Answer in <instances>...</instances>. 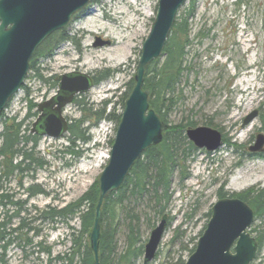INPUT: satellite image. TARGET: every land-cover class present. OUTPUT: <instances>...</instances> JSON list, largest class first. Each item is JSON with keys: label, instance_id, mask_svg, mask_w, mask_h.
Listing matches in <instances>:
<instances>
[{"label": "rangeland", "instance_id": "1", "mask_svg": "<svg viewBox=\"0 0 264 264\" xmlns=\"http://www.w3.org/2000/svg\"><path fill=\"white\" fill-rule=\"evenodd\" d=\"M157 3L158 0L93 1L67 24L65 32L73 40L62 42L52 57L39 61L41 75L45 79L68 72L100 76V72L107 71L106 78L81 96L88 105L102 99L116 100L135 75L140 48L154 21ZM189 4L190 0L185 2L178 14L188 10ZM193 5L188 36L191 45L186 57L189 71L181 84L183 99L168 113V120L177 123L182 118L193 117L200 126L204 120L211 119L214 128L222 130L232 143L244 144L247 149L257 134H264V0H194ZM199 28L203 38L195 35ZM96 38L109 44L94 46ZM24 86L29 88L35 102L47 99L57 89L49 82L42 83L31 72ZM24 95L25 89L15 94L5 115L17 114L21 118L26 113ZM253 109L258 110L257 117L242 126V119ZM116 110L121 111L119 103ZM63 114L70 121L79 117L80 110L72 101ZM29 119L30 123L35 121ZM116 126V122L107 119L92 125L88 131L91 141L75 147L81 152L78 158L62 151L68 144V134L60 138L40 137L34 156L46 164L40 168L34 165L11 179L9 190H0V193L12 192L14 200L24 201L20 217L29 219L31 222L27 223L34 227L32 231L24 228L29 231L26 234L29 244L22 242L20 247L14 239L6 247L1 264H58L50 260L69 248L68 234L71 228L79 227V219L58 217L49 221L39 219V213L64 208L98 180L108 162ZM196 155L187 180L179 185L175 175L172 177L168 207L172 220L164 231L157 257L148 264H166L180 255L186 260L188 255L181 247L185 244L192 247L189 239L195 237L196 243L204 231L209 220L206 213L218 199L216 192L220 185L224 184L230 193L264 187L263 157L240 156L226 144L212 153L201 150ZM32 185L43 191L29 195L27 189ZM19 221L13 219L10 227H17ZM150 231L145 224L140 228L145 242ZM124 239L125 234L120 232L119 250L125 246ZM42 248H49L50 254L42 252ZM142 262L143 256L136 264ZM255 264H264V245Z\"/></svg>", "mask_w": 264, "mask_h": 264}, {"label": "trees", "instance_id": "2", "mask_svg": "<svg viewBox=\"0 0 264 264\" xmlns=\"http://www.w3.org/2000/svg\"><path fill=\"white\" fill-rule=\"evenodd\" d=\"M193 2L194 0H190L189 9L184 10L182 14H177L170 35L164 44L161 58L154 59L144 71L143 90L145 89L148 93L150 108L160 118L163 126V136L157 145L149 146L141 154L131 166L124 182L114 192L107 194L102 201V218L98 241L99 264H136L141 259L145 245V241L141 238V226L145 224L151 230L156 225V221H159L164 214L168 215L167 225L169 226L172 220L168 210L172 196V177L175 175L179 185L187 180L190 176L191 161L195 160L196 154L199 153V150L186 134L189 127L198 126L193 117L182 118L177 123H171L168 120V113L174 110L183 99L181 84L186 72L189 71L186 57L188 47L191 45L188 36L191 30L189 20L193 14ZM195 35L202 38L204 36L200 28ZM67 40H73V37L65 32V28L55 30L35 50L29 62V72L33 73V76L37 77L42 83L49 82L52 87L57 88L58 76L45 79L41 75L42 70L38 64L41 59L52 57L53 51ZM105 72L107 71L100 72V76L94 75L93 85H97L108 76ZM133 82V79L127 82L126 88L117 97L118 100L112 98L102 99L99 103L88 105L81 94L76 96L73 103L79 108L80 115L76 119H70L67 127L68 131L66 132L68 134L66 137L68 144L62 151L78 158L81 152L75 150V147L78 143L87 144L91 141L88 131L92 125H96L103 119L118 124L124 102L133 88ZM22 89H25L24 99L27 100L26 113L21 118H18L17 114L16 116L5 115V112L0 115V190H9L7 185L11 179L30 170L34 165L40 168L46 164V162L34 156V148L41 136L30 131L32 122L30 123L29 118L35 119L37 117V104L33 98H29V88L22 86ZM117 103L121 105L120 112L116 110ZM262 120L264 124V116ZM201 123L214 127L211 119L204 120ZM261 130L263 129L261 128ZM230 140L223 133V143L232 148L235 153L238 152L243 157L259 156L264 158V153L252 154L247 151L244 144L232 143ZM112 142L113 140L111 144ZM219 187L216 192L218 198L236 196L252 208L254 223L250 227V233L256 239L258 249L261 250L264 245V187H249L245 191L235 193L226 191L224 184ZM27 190L29 195L43 191L38 185H32ZM98 196L99 181L95 180V183L87 188L84 194L68 203L64 208L59 210L56 208L46 209L39 213V219L45 218L49 221H53L58 217L61 219L77 217L79 219V227L71 228V232L68 234L69 248L60 255H56L50 262L58 264H93L94 257L89 246L88 234L93 226L94 209ZM23 203V200H14L12 192L0 193L1 262L3 260L1 256H3L6 247L14 239L18 240L17 245L20 247H22V242L24 245L30 242L26 234L34 230V227H30L27 223L29 219L20 217ZM9 210H12L10 215H8ZM210 214L211 210L206 213V216L209 217ZM13 219L20 220L15 228L10 227ZM24 228L29 231H24ZM120 232L125 234V246L122 250H119L117 245ZM195 239V237L190 238L188 242L193 246L189 247L188 244H185L181 247L182 252L185 251L189 256L195 248ZM41 251H45L47 255L50 254L49 248H42ZM184 261L185 258L180 255L177 258L173 257L166 264H184ZM255 261L256 258L250 264H255Z\"/></svg>", "mask_w": 264, "mask_h": 264}, {"label": "water", "instance_id": "3", "mask_svg": "<svg viewBox=\"0 0 264 264\" xmlns=\"http://www.w3.org/2000/svg\"><path fill=\"white\" fill-rule=\"evenodd\" d=\"M188 0H158L154 21L140 48V56L133 77L134 85L124 102L117 124L108 162L99 175V196L94 209V220L89 232V246L94 262L99 264L98 241L101 227V206L107 194L114 192L127 176L131 166L149 146L162 140V125L158 114L148 104V93L143 90L146 67L161 58L179 10ZM92 0H0V115L11 98L20 91L29 72V62L35 50L55 30L64 29L72 16ZM109 44L95 39L94 46ZM58 89L48 100L39 102L37 118L30 131L41 136L60 138L67 132L68 121L62 111L75 95L93 87L89 74L68 72L59 75ZM253 109L243 119L248 125L257 117ZM199 150L208 153L222 147V133L212 126L200 125L186 130ZM250 153H264V134L254 138ZM167 214L151 231L144 243L143 262L148 264L156 256L167 227ZM254 222L253 210L239 197L218 198L211 206V214L192 253L184 264H250L259 251L250 233Z\"/></svg>", "mask_w": 264, "mask_h": 264}, {"label": "flooded vegetation", "instance_id": "4", "mask_svg": "<svg viewBox=\"0 0 264 264\" xmlns=\"http://www.w3.org/2000/svg\"><path fill=\"white\" fill-rule=\"evenodd\" d=\"M87 8V7H86ZM91 78H92V80L94 81V75H91ZM64 110L65 109H63V112H64ZM65 118H66V116H65ZM68 119V118H67ZM220 131V130H219ZM220 133H222V131H220ZM222 138H223V133H222ZM224 197H231V196H224ZM2 262L0 261V264H1Z\"/></svg>", "mask_w": 264, "mask_h": 264}, {"label": "bare ground", "instance_id": "5", "mask_svg": "<svg viewBox=\"0 0 264 264\" xmlns=\"http://www.w3.org/2000/svg\"><path fill=\"white\" fill-rule=\"evenodd\" d=\"M109 156V155H108Z\"/></svg>", "mask_w": 264, "mask_h": 264}]
</instances>
